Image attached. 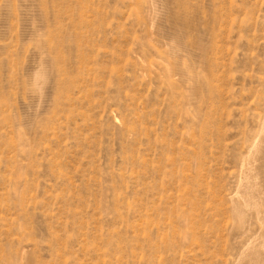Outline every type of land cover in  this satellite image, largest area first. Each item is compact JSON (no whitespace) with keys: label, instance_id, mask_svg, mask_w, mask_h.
Returning <instances> with one entry per match:
<instances>
[{"label":"rangeland","instance_id":"obj_1","mask_svg":"<svg viewBox=\"0 0 264 264\" xmlns=\"http://www.w3.org/2000/svg\"><path fill=\"white\" fill-rule=\"evenodd\" d=\"M0 264H264V0H0Z\"/></svg>","mask_w":264,"mask_h":264}]
</instances>
